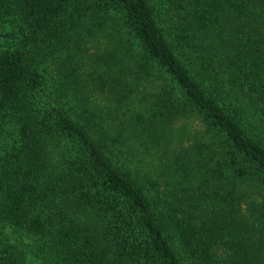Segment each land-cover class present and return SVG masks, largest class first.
Returning <instances> with one entry per match:
<instances>
[{"label":"trees","instance_id":"16d2710c","mask_svg":"<svg viewBox=\"0 0 264 264\" xmlns=\"http://www.w3.org/2000/svg\"><path fill=\"white\" fill-rule=\"evenodd\" d=\"M6 24L0 264H30L17 239L31 264H264V0H0Z\"/></svg>","mask_w":264,"mask_h":264},{"label":"rangeland","instance_id":"374dc122","mask_svg":"<svg viewBox=\"0 0 264 264\" xmlns=\"http://www.w3.org/2000/svg\"><path fill=\"white\" fill-rule=\"evenodd\" d=\"M18 31V29L15 27V25H3L0 27V32H15ZM3 39H0V43L3 42ZM88 49H91L90 53H95V50L93 48H91V46L89 45ZM19 242L18 244H21V247L24 249V254L26 256V260L27 262H29L30 264L34 261V255L33 253L30 252V247H28V244H30V241L24 240V239H17ZM22 240V241H21ZM33 245V244H30Z\"/></svg>","mask_w":264,"mask_h":264}]
</instances>
